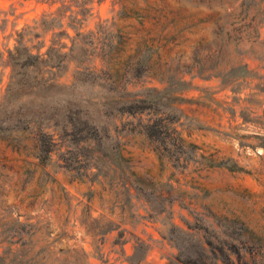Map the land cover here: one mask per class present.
Returning a JSON list of instances; mask_svg holds the SVG:
<instances>
[{
  "label": "rangeland",
  "instance_id": "rangeland-1",
  "mask_svg": "<svg viewBox=\"0 0 264 264\" xmlns=\"http://www.w3.org/2000/svg\"><path fill=\"white\" fill-rule=\"evenodd\" d=\"M0 264H264V0H0Z\"/></svg>",
  "mask_w": 264,
  "mask_h": 264
},
{
  "label": "trees",
  "instance_id": "trees-1",
  "mask_svg": "<svg viewBox=\"0 0 264 264\" xmlns=\"http://www.w3.org/2000/svg\"><path fill=\"white\" fill-rule=\"evenodd\" d=\"M31 64V62H29Z\"/></svg>",
  "mask_w": 264,
  "mask_h": 264
}]
</instances>
